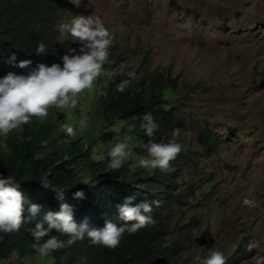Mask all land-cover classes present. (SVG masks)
<instances>
[{
	"label": "trees",
	"instance_id": "trees-1",
	"mask_svg": "<svg viewBox=\"0 0 264 264\" xmlns=\"http://www.w3.org/2000/svg\"><path fill=\"white\" fill-rule=\"evenodd\" d=\"M60 3L61 0H0V52L16 51L17 59H31L34 65L38 61L59 62L69 47L78 48V44L62 39L57 31V21L63 16ZM39 41L47 45L44 55L33 54ZM149 54L150 50L144 49L129 56L113 37L109 62L103 66L105 72L94 82L96 90L90 104L94 112L90 119L75 122L77 105L57 110L59 113L50 108L43 121L33 117L19 131L0 136V174L19 179L21 190L42 211L56 210L61 202L52 192L40 188L38 180L45 173L50 185L64 189L63 202L73 207L77 223L86 221L102 226L105 219L121 223L117 220L115 205L126 195L136 196L133 203L146 200L153 205L151 215L155 223L132 234L126 232L117 247L90 245L87 239L77 241L44 257L52 264H182L184 243L175 235L191 226L208 223L210 214L215 212L211 206L216 210L223 203L215 195L224 183L220 181L223 175L212 156L224 137L209 126L190 129L197 138L193 145L180 141L177 134L182 150L167 171L136 165L144 154L140 145L149 139L139 127L144 113L151 112L159 125L154 134L156 139H166L173 130L178 133L182 127V122L175 117L179 110L178 80L158 70L143 74L142 67ZM121 62L126 64L123 73L108 76L109 68L119 67ZM9 70L27 71L0 62V76ZM129 70L135 71L136 80L125 91L117 92L115 85L126 78L125 72ZM65 122L74 126L70 141L60 131V125ZM120 136L126 137L131 154L119 169H108L103 153ZM97 140L102 145L97 148V155L91 157L86 145ZM81 162L86 163L80 166ZM85 177L90 180L84 181ZM78 189L84 192L83 199L73 198ZM208 194L215 197L207 198ZM30 227L32 224L22 225L16 232L0 234V264H25L29 255H37L30 247ZM57 235L60 239L67 238ZM250 240L252 237H231L225 242L222 250L227 255L226 264H242L250 258L255 249L249 247Z\"/></svg>",
	"mask_w": 264,
	"mask_h": 264
},
{
	"label": "rangeland",
	"instance_id": "rangeland-1",
	"mask_svg": "<svg viewBox=\"0 0 264 264\" xmlns=\"http://www.w3.org/2000/svg\"><path fill=\"white\" fill-rule=\"evenodd\" d=\"M60 5L65 9L60 21L76 14L101 17L129 56L149 49L143 74L158 70L178 80L180 141L195 144L190 129L208 126L224 137L212 156L223 175L215 192L223 203L216 210L211 206L215 212L208 223L175 235L184 243L182 264H199L197 256L207 255L209 247L223 249L231 237H252L254 252L242 264H254L264 256V0H81L79 7L61 0ZM121 66L124 71V62L110 67L108 76L122 74ZM95 90L78 94L75 122L92 117ZM64 137L70 141L74 135ZM249 193L256 207L241 205ZM24 263L52 264L38 255Z\"/></svg>",
	"mask_w": 264,
	"mask_h": 264
},
{
	"label": "clouds",
	"instance_id": "clouds-1",
	"mask_svg": "<svg viewBox=\"0 0 264 264\" xmlns=\"http://www.w3.org/2000/svg\"><path fill=\"white\" fill-rule=\"evenodd\" d=\"M69 2L76 7L81 4V0ZM62 9L64 15L65 9ZM60 20L56 25L59 35L70 37L71 42L79 47H69L59 57V62L45 64L38 61L32 65L31 59H17L16 51L7 54L0 52V62L13 69H27L21 72L9 70L0 76V136H6L12 130L29 123L33 117L43 121L48 117L50 108L60 111L73 108L78 94L91 89L97 78L104 74L103 66L109 62V50L113 44V34L105 21L94 13L86 16L70 15L66 21ZM46 48L47 45L39 41L33 54L44 55ZM30 65L32 66L29 67ZM125 76V79L115 85L117 92L125 91L136 80L134 70L125 72ZM140 120L139 127L149 139L140 145L144 154L136 161V165L144 169L167 171L170 162L182 150L181 143L176 139L177 130H173L166 139H156L154 134L159 125L152 113H144ZM60 131L66 137H72L74 126L63 123ZM100 145L101 140L87 143L91 157L97 155L96 150ZM131 151L127 143L115 142L103 153L107 160L106 167L119 169ZM85 163L81 162L80 166ZM47 176L48 173H45L38 180L40 188L52 192L54 198L61 202L56 210L42 211L41 206L31 202L21 190L19 179L13 175L0 174V234L16 232L22 225L32 224L28 228L32 240L30 247L41 258L85 239L90 245L115 248L126 232L132 234L155 223L151 215L153 205L146 200L133 203L135 195H126L115 205L117 220L121 221L119 224L110 219H105L102 226L86 221L77 223L73 218V207L63 202L64 189L50 185ZM87 178L89 177H85L84 181ZM73 198L83 199L84 192L76 190ZM256 204L251 193L241 200V205L248 208L256 207ZM57 234L67 238L60 239ZM196 260L199 264H226L227 255L220 248L209 247L207 255L197 256ZM254 264H264V256L255 257Z\"/></svg>",
	"mask_w": 264,
	"mask_h": 264
}]
</instances>
